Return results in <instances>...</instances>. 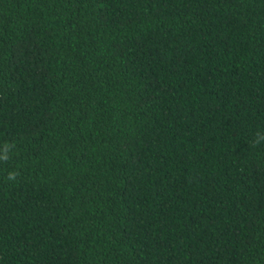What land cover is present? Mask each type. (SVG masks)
<instances>
[{
  "label": "trees",
  "instance_id": "obj_1",
  "mask_svg": "<svg viewBox=\"0 0 264 264\" xmlns=\"http://www.w3.org/2000/svg\"><path fill=\"white\" fill-rule=\"evenodd\" d=\"M0 264H264V0H0Z\"/></svg>",
  "mask_w": 264,
  "mask_h": 264
},
{
  "label": "clouds",
  "instance_id": "obj_2",
  "mask_svg": "<svg viewBox=\"0 0 264 264\" xmlns=\"http://www.w3.org/2000/svg\"><path fill=\"white\" fill-rule=\"evenodd\" d=\"M10 179H15V175L14 174H10Z\"/></svg>",
  "mask_w": 264,
  "mask_h": 264
}]
</instances>
